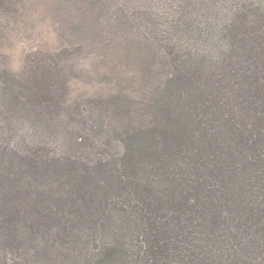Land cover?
<instances>
[{
    "label": "trees",
    "instance_id": "1",
    "mask_svg": "<svg viewBox=\"0 0 264 264\" xmlns=\"http://www.w3.org/2000/svg\"><path fill=\"white\" fill-rule=\"evenodd\" d=\"M164 2L167 27L158 42L186 56L193 70H180L181 86L172 93L166 88L186 113L178 122L166 116L173 123L164 125L166 138H156L161 151L188 139L179 154L163 156L174 176L169 184L146 183L140 156L123 142L116 184L91 190L72 165L46 160L49 170L36 167L38 174L69 173L66 179L83 189L74 211L65 199L49 215L31 213L51 223L36 263L264 264V0ZM171 78L169 84L178 81ZM199 107L211 111L207 122ZM18 189L3 192L22 194ZM35 201L0 197L7 242L21 237L23 207ZM40 221L26 226L34 230Z\"/></svg>",
    "mask_w": 264,
    "mask_h": 264
},
{
    "label": "rangeland",
    "instance_id": "2",
    "mask_svg": "<svg viewBox=\"0 0 264 264\" xmlns=\"http://www.w3.org/2000/svg\"><path fill=\"white\" fill-rule=\"evenodd\" d=\"M165 17L164 0H0V197L36 199L23 207L19 239L7 242L0 231V264H39L34 255L51 223L37 220L31 230V213L49 215L65 199L76 209L82 184L69 182V173L38 174L46 160L72 165L91 190L116 184L119 151L128 145L146 183L169 184L176 170L163 156L179 154L188 139L160 150L156 138H166L167 117L186 113L166 88L172 93L180 70H193L186 56L158 42ZM211 72L221 77L217 68ZM196 110L207 122L211 111ZM9 187L23 192L4 193Z\"/></svg>",
    "mask_w": 264,
    "mask_h": 264
}]
</instances>
